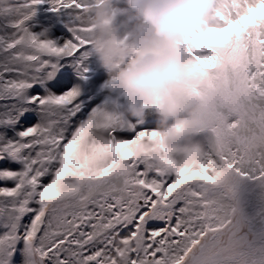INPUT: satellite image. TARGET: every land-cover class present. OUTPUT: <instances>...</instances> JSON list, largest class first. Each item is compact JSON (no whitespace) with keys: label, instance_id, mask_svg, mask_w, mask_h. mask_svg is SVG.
Listing matches in <instances>:
<instances>
[{"label":"snow or ice","instance_id":"snow-or-ice-1","mask_svg":"<svg viewBox=\"0 0 264 264\" xmlns=\"http://www.w3.org/2000/svg\"><path fill=\"white\" fill-rule=\"evenodd\" d=\"M8 2L0 264H216L213 238L227 221L205 190L225 169L264 181V0H210L206 19L176 42L199 80L188 92L206 110L197 133H212L210 151L158 144L141 159L131 146L158 135L150 106L133 115L90 60L86 0ZM45 3L69 17L61 43L27 26Z\"/></svg>","mask_w":264,"mask_h":264},{"label":"clouds","instance_id":"clouds-1","mask_svg":"<svg viewBox=\"0 0 264 264\" xmlns=\"http://www.w3.org/2000/svg\"><path fill=\"white\" fill-rule=\"evenodd\" d=\"M86 3L93 26L91 51L108 89L125 98L133 115L145 105L156 115L157 140L137 141L130 149L133 156L155 158L158 144L170 152L178 150L182 141L204 127L206 110L189 97L188 90L199 80L181 61L176 42L206 19L210 0H126L137 23L124 35L112 0ZM5 5L11 6L8 0Z\"/></svg>","mask_w":264,"mask_h":264},{"label":"rangeland","instance_id":"rangeland-1","mask_svg":"<svg viewBox=\"0 0 264 264\" xmlns=\"http://www.w3.org/2000/svg\"><path fill=\"white\" fill-rule=\"evenodd\" d=\"M10 2L16 3L22 0H10ZM112 7L120 34L128 33L137 23V19L128 8L126 0H112ZM48 8V5L36 6V14L27 22V26L34 34L44 32L48 39L61 43L69 38V35L65 33L67 29L63 30L69 17L64 13L53 15L46 10ZM0 19L3 20L0 21L3 25L4 18ZM90 60L106 78L93 54ZM212 139V133L208 134L205 130L187 137L182 141L181 146L196 147L203 152H208ZM0 166L8 167L9 165ZM253 175L251 171L245 175L243 170L237 173L234 170L225 169L217 183L208 186L205 190V195L221 209L222 218L227 221L213 238L216 264H264L262 257L264 256V181L254 179ZM238 203L243 210L241 215L236 213ZM241 222H248L251 230L243 232ZM16 264H19V256H17Z\"/></svg>","mask_w":264,"mask_h":264},{"label":"bare ground","instance_id":"bare-ground-1","mask_svg":"<svg viewBox=\"0 0 264 264\" xmlns=\"http://www.w3.org/2000/svg\"><path fill=\"white\" fill-rule=\"evenodd\" d=\"M236 213L239 214V215H241V214L243 213V210H242V208H241L240 203H238V205H237V212H236ZM241 230H242L243 232L251 230V229L249 228L248 222H241ZM262 257L264 258L263 255H262Z\"/></svg>","mask_w":264,"mask_h":264},{"label":"flooded vegetation","instance_id":"flooded-vegetation-1","mask_svg":"<svg viewBox=\"0 0 264 264\" xmlns=\"http://www.w3.org/2000/svg\"><path fill=\"white\" fill-rule=\"evenodd\" d=\"M149 118H150V121H151L150 126L151 127H155L156 126V115H149ZM181 147H186V145H183Z\"/></svg>","mask_w":264,"mask_h":264},{"label":"trees","instance_id":"trees-1","mask_svg":"<svg viewBox=\"0 0 264 264\" xmlns=\"http://www.w3.org/2000/svg\"><path fill=\"white\" fill-rule=\"evenodd\" d=\"M45 5L47 6L46 3L43 4V5H41V6L43 7V6H45ZM46 10L49 11L48 9H46ZM52 14H53V15H56L57 13H53V12H52ZM0 21L2 22L3 20L0 19ZM2 26H3V25H2V23H1V24H0V27H2ZM205 130L208 131V134H210L209 130H207V129H205ZM205 130H203V131H205Z\"/></svg>","mask_w":264,"mask_h":264},{"label":"water","instance_id":"water-1","mask_svg":"<svg viewBox=\"0 0 264 264\" xmlns=\"http://www.w3.org/2000/svg\"><path fill=\"white\" fill-rule=\"evenodd\" d=\"M146 111V114L147 115H155V113H154V110H152V109H147V110H145Z\"/></svg>","mask_w":264,"mask_h":264}]
</instances>
